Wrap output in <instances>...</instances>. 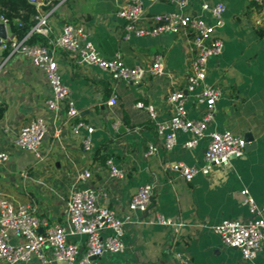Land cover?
I'll use <instances>...</instances> for the list:
<instances>
[{
    "label": "crops",
    "instance_id": "1",
    "mask_svg": "<svg viewBox=\"0 0 264 264\" xmlns=\"http://www.w3.org/2000/svg\"><path fill=\"white\" fill-rule=\"evenodd\" d=\"M127 1L62 0L48 12L53 33L59 34L69 23L82 26L104 59L119 52L127 67H135L150 64L157 55L164 57L163 74L145 75L135 86L113 81L106 72L78 64L67 54L57 55L62 83L69 89L81 120L94 129L88 153L82 148L84 130L75 135L68 125L62 126V120L54 123L46 112L44 101L50 92L40 70L23 55L3 56L0 52V105L5 107L0 143L10 152L9 161L0 167V195L17 206L31 205L37 217L51 224H63L66 202L73 191L99 190L98 205L112 209L121 219L130 217V221L123 227L124 253L105 254L93 264H264V245L255 259L245 262L238 250L224 247L214 232L223 221L251 217L240 204L242 190L249 192L258 207L264 204V0H207L225 6L224 25L215 31L223 51L206 66V82L222 89L208 130L250 136L252 144L241 157L215 165L208 174H198L190 182L165 171L164 166L182 162L202 168L208 138L188 150L182 147L188 135L180 133L175 148L166 152L155 124L170 117L167 94L185 86L193 57L191 46L171 33L124 40V22L116 12ZM142 2L148 17L177 12L214 25L211 13L202 10L196 0H190L185 8L161 0ZM112 95L117 104L109 106ZM136 102L152 105L156 118L135 109ZM187 111L190 119L200 114L193 104L187 105ZM30 118H43L47 124L40 161L32 152L14 150L11 145L22 123ZM149 145L156 147L154 155H147ZM108 160L122 170L121 179L110 177ZM85 170L91 172V178L78 181ZM147 183L155 188L150 206L144 213H130V198ZM156 215L176 225L156 224ZM69 240L83 241L81 237ZM31 264H36L35 260Z\"/></svg>",
    "mask_w": 264,
    "mask_h": 264
},
{
    "label": "built area",
    "instance_id": "2",
    "mask_svg": "<svg viewBox=\"0 0 264 264\" xmlns=\"http://www.w3.org/2000/svg\"><path fill=\"white\" fill-rule=\"evenodd\" d=\"M161 1L185 8L190 0ZM196 1L201 3L202 10L211 13L214 25H207L200 17L177 12L148 17L142 0H128L116 12L117 17L124 22L123 39L126 41L171 33L183 38L191 46L193 57L187 69L185 86L167 94L165 102L170 108V117L155 124L158 134L163 135V148L166 152L175 148L177 135L180 133L188 135V139L182 144L188 150L198 146L204 137L208 138L204 151L205 165L202 168L190 167L182 162L164 166L165 171L174 172L187 182L198 174H208L215 165L241 157L246 147L244 138L230 131L208 130L214 121L216 103L221 98L222 89L218 84L206 82V66L210 58L218 57L223 51L222 40L215 36V31L224 25L225 6L219 2L209 4L207 0ZM36 19L35 26L21 40H17L9 32L7 20L0 19L6 31V38L0 41V52L23 55L40 70L50 92L44 101L46 112L54 123L62 120V126L68 125L75 135L84 130L86 135L82 140V148L88 153L92 149L91 135L94 129L81 120L80 111L72 101L69 89L62 83L57 55L67 54L78 64L106 72L113 81L135 86L142 83L145 75L161 76L164 57L157 55L146 66L127 67L119 52L112 59L101 57L89 40V33L82 26L69 23L63 26L59 34H55L49 27V13L39 14ZM33 33L44 36L47 44H28L26 40ZM116 104L117 97L112 95L108 105ZM188 104H193L200 110L198 118H188ZM133 107L145 110L153 120L156 118L152 105L136 102ZM62 113L64 116L61 118ZM58 132L59 130L55 133L57 137ZM7 133L4 129L3 134ZM46 134L47 124L43 118L27 119L12 139V149L32 152L40 161V147ZM156 151L155 146L149 145L147 155H154ZM9 156V149L0 143V167L7 164ZM107 165L110 177H123L122 170L110 160ZM90 178L91 172L88 170L77 177L81 182ZM154 190L151 183L141 186L129 200V212L144 213L151 204ZM240 196V204L248 209L251 217L246 221H223L215 226L214 232L224 247L238 250L242 260L249 262L263 249L264 204L258 207L247 190H242ZM99 197L100 191L94 188L73 191L66 202L63 224H51L46 219L37 217L31 205L17 206L6 196L0 195V264H31L33 260L36 264H52L54 261L60 264H93L90 260L92 257L96 259L105 254L124 253L123 227L130 221V217L121 219L112 209L98 205ZM153 221L160 225H176L162 215H156ZM73 237H81L82 243L70 241Z\"/></svg>",
    "mask_w": 264,
    "mask_h": 264
},
{
    "label": "trees",
    "instance_id": "3",
    "mask_svg": "<svg viewBox=\"0 0 264 264\" xmlns=\"http://www.w3.org/2000/svg\"><path fill=\"white\" fill-rule=\"evenodd\" d=\"M62 0H0V19L7 20L8 29L17 39H23L37 23L39 14H47ZM39 3V4H38ZM26 42L28 44L46 45L47 39L40 35L31 34ZM9 52L4 51L3 56ZM5 107L0 105V120L3 118Z\"/></svg>",
    "mask_w": 264,
    "mask_h": 264
},
{
    "label": "water",
    "instance_id": "4",
    "mask_svg": "<svg viewBox=\"0 0 264 264\" xmlns=\"http://www.w3.org/2000/svg\"><path fill=\"white\" fill-rule=\"evenodd\" d=\"M5 38H6L5 27H4V25H3L2 23H0V41H1L2 39H5ZM244 141L246 142V147H245V149H246L247 147H250V145L252 144V139H251L250 136H245V137H244ZM90 260H91V261H94L95 258L92 257V258H90ZM52 264H60V263L57 262V261H54ZM62 264H65V262H63Z\"/></svg>",
    "mask_w": 264,
    "mask_h": 264
}]
</instances>
